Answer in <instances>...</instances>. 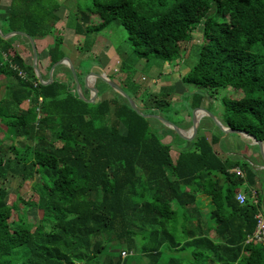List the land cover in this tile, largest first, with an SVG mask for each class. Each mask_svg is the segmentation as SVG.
Segmentation results:
<instances>
[{"label":"trees","instance_id":"trees-1","mask_svg":"<svg viewBox=\"0 0 264 264\" xmlns=\"http://www.w3.org/2000/svg\"><path fill=\"white\" fill-rule=\"evenodd\" d=\"M82 1L70 14L75 34L122 26L146 61H182L181 44L202 23L197 61L181 79L194 90L191 109L205 96L241 91L221 101V121L264 143V0ZM60 7L58 0H10L0 15L2 34L53 35L48 70L63 57L54 28ZM16 42L28 43L0 38V264H264V248L246 244L261 200H236L239 190L258 195L264 170L260 179L248 163L222 160L213 144L223 134L216 129L209 141L202 124L191 149L173 159L161 122L139 116L116 93L95 104L80 100L72 78L55 79L63 67L51 84H39ZM150 98L144 114L173 111L164 96ZM11 179L29 184L27 200L8 203ZM33 209L41 212L35 223L26 214Z\"/></svg>","mask_w":264,"mask_h":264},{"label":"crops","instance_id":"crops-1","mask_svg":"<svg viewBox=\"0 0 264 264\" xmlns=\"http://www.w3.org/2000/svg\"><path fill=\"white\" fill-rule=\"evenodd\" d=\"M59 1V0H58ZM5 0H0V15H3L5 9L7 6H9L10 0H6V3L4 4ZM1 6H4L3 8ZM61 11L59 12V21L55 24L54 28L56 33H58L63 40L62 43V52L63 55H65L69 60H71L75 72L79 78L80 84H81V94L85 99L93 98L92 92L88 90V88L83 87L82 84V77L88 72H94L97 74H104L106 75L109 79L111 78L112 81L117 83L120 86V83L127 82L128 77L125 74H121L120 72L116 73L115 75H109L110 74V67L109 64L111 63L110 60L111 58L109 57L107 53V49L105 48L104 45H102L101 49L98 51L95 50V39H93V43L90 46L89 50L85 48L83 51L84 45L86 44L85 41H82V35L75 34L74 33V26H72L70 22V14L71 12L66 11L67 8H64L62 10V7L60 8ZM53 41V35H48L44 37L43 39H38L35 40V46H36V52H37V66L39 68V71L42 76L48 79V66H49V61H48V53H47V48L48 46L52 43ZM84 44V45H83ZM17 45V51L20 53L22 58L25 60V63L31 62L32 64V51L29 43L27 42H19L16 43ZM189 56H184L183 60L180 62H174L173 64L171 63H159L157 62L155 66H157L156 70H160L162 73L157 74V77H153V83L152 86L148 88V92H151L154 90L157 92L156 94H160V96H164L165 99H167L171 106L173 107V104L180 102V98H182L186 103L185 106L179 109L178 111L175 112H167L168 118L164 117L166 115L157 113V115L163 117L166 120L171 121L174 123L176 126L183 130H188L191 127L190 124V115L191 112L193 111L191 109V103H192V95L194 93V90H188L183 86V83L181 81L182 77L188 72L189 68L185 66L186 61H188ZM90 58H94L92 61V66L89 68H85L82 65V62L84 61H89ZM113 61V60H112ZM135 62V60H134ZM147 62V61H146ZM116 66H119V71L120 68L122 67L121 60L117 59ZM142 66L140 62H138L135 66ZM147 64H145L143 67H145ZM59 67V66H58ZM64 67V66H63ZM67 75L65 74L64 71H58L56 74L55 79L68 83V78L66 77ZM136 77V75H135ZM52 78H53V73H52ZM3 81H5L3 79ZM73 81V80H72ZM96 94H95V103L101 102L102 100L105 99H110L114 97V94L111 93L109 90L110 88L105 85L103 82L100 80H95L93 82ZM73 91H74V82H73ZM5 88V85H3ZM108 87V88H107ZM178 87V89H177ZM109 89V90H108ZM133 95L135 98L138 99L136 104L139 106V108H143L146 106V101H144L141 97V92L137 89L132 88ZM149 94V93H148ZM143 95V94H142ZM182 96V97H181ZM187 97V100H186ZM134 98V99H135ZM133 99V100H134ZM182 100V101H183ZM182 103V102H181ZM24 104H27V102H24ZM28 105V104H27ZM203 107L208 110L210 113L213 115L219 116L216 111H215V103L214 100H208V98L205 96L203 97L202 103ZM148 106H152V103L149 104ZM211 109L213 112H211ZM172 118H171V117ZM216 116V117H217ZM206 117L202 118L200 120L199 127L201 124L203 125L202 128L204 129V134L207 137V140H211V135L215 134L217 131L216 128L213 127L211 122H208L205 120ZM220 121L221 118L217 117ZM222 122V121H221ZM160 135L165 136L164 137V142L165 143H170L171 148L172 144H174L173 136L168 132L166 127H163L159 130ZM242 139V138H241ZM240 138L235 139L232 138L231 135H221L219 137V141L215 144H213V149L217 153V155L223 160L226 158H232L235 161L238 162H246L249 164V166L252 168L254 172H258L259 174L257 175L261 179V173L264 170V160L261 158L259 153H254L255 148L254 146H251L250 144H247L243 139L241 140ZM183 142V141H182ZM193 142V141H192ZM192 142L189 143H183V148L180 151H187L191 149L192 147ZM178 154V153H177ZM235 170V169H233ZM257 193L251 192L250 196L249 192H245L244 190H239L238 193L243 194L245 197H248L250 200L256 201L258 198L261 200V214L264 217V185H262V182L260 186L257 189ZM200 201L202 202L201 206L202 209L206 212L209 207V201L206 197H199ZM256 198V200H255Z\"/></svg>","mask_w":264,"mask_h":264},{"label":"rangeland","instance_id":"rangeland-1","mask_svg":"<svg viewBox=\"0 0 264 264\" xmlns=\"http://www.w3.org/2000/svg\"><path fill=\"white\" fill-rule=\"evenodd\" d=\"M5 3H6V0H5L4 4ZM59 3L62 7V10L64 8H67L66 11L74 13L75 10L78 9V7H77L78 4H80V6L83 7L87 2L82 1V0H66V1L59 0ZM1 7L3 8L4 6H1ZM60 8L56 12L58 15L60 14L59 12L61 11ZM92 19L94 20V23L97 22V20L94 16ZM201 29H202V23L193 32L192 40L189 42L181 44V49L184 52L183 58H184V56H189L188 61H186V63H185V66L188 68H191L197 61V54L199 51V42L201 41ZM94 38H96L95 42L93 41ZM82 39H83L82 41H85V43H86L85 45L83 44L84 45L83 51L85 50V48L87 50H89V48L93 42L95 43V50L96 51L101 49L102 45H104V47L106 45V47H105L106 49L109 48V49H107V53H108L109 57L111 58V60H110L111 63L109 64L111 71H110L109 75H115L118 72H120L121 74H124V75L125 74L129 75V80L127 82L120 83V88L123 90V92L128 94L132 99L135 98V96L133 95V92H132V88L139 90L141 92V97L144 98L143 100L146 102L148 101V99H151L150 95L151 96L152 95H158L159 96V94H156L157 92H155L154 90H152L151 92H148L149 91L148 88L152 86V83H153L152 78L154 76L157 77V74L162 73L160 70H156L157 66L154 67V65H156L157 62L163 63L162 60L151 57V58H149V59H151V61L147 60L148 62H146L145 59H142L137 54H135L132 47H131V44L127 40V31L122 26H117L115 24H111L107 28L103 29L102 31H98L96 33L95 32L84 33L82 35ZM181 57H182V54H181ZM93 59L90 58L89 61L82 62L83 67H85V68L89 67L90 68L92 66ZM117 59L121 60V63H122V67L120 68V71H119V66L115 65ZM0 60L3 61L1 57H0ZM134 60H135V62H134ZM138 62H140L142 64L141 67L138 65H137V67L135 66ZM147 63H148V65L143 67ZM171 64H173V63H171ZM59 67H63V66H59ZM59 70L64 71V67L59 68ZM56 74H57V72H56ZM65 74L67 75L66 77L68 78V80H70V78H72L66 72H65ZM135 75H136V77H135ZM3 79L4 78L2 76H0V98L5 95V88L3 87V85L5 84V81H3ZM110 80H111V78H110ZM70 83H71V81H70ZM183 86H185V88H187L188 90H192V88L188 85L183 84ZM177 89H178V87H177ZM109 91L111 93H113L115 96V92L113 90L110 89ZM148 93H149V95H148ZM241 96H242L241 91H234L233 89H227V90L221 91L220 96H219V100L214 101L215 111L219 115V116H217L215 114V116L220 117L221 103H222L221 101L222 100L231 99L232 97L238 98ZM182 100L183 99L180 98V102L173 104V107H172L173 111H171V112L178 111L179 109H181L182 107L185 106L186 102L184 100L183 101ZM186 100H187V97H186ZM208 100H210V98ZM134 101L137 102L138 99L135 98ZM27 106H28L27 104L23 103V105L21 107L26 108ZM211 112H213L212 109H211ZM164 115H166L164 117H167V118L169 117L167 114H164ZM108 122H109V120H107V123ZM5 131H6V127L2 126L1 131H0V138H3L5 136ZM124 132H125L124 128H121V133H124ZM231 137L235 138V139L240 138V137L235 136V135H231ZM242 139L247 144H251L249 140L244 139V138H242ZM163 141H165V140H163ZM173 141H174L173 142L174 144H172L171 155H172L173 159H176L177 153L183 148L184 142L180 141L179 139L178 140L174 139ZM17 142L20 144L21 140H17ZM251 146H254V145H251ZM262 178L264 181V175L262 176ZM6 186H8L7 187L8 188V203L13 202L17 195L22 197L24 200H27L31 196V192H30L28 183H19L18 180L11 179L10 182H6ZM19 207H21V205ZM26 214H27L28 220H30V222H32V223L37 222L41 218V212H39L35 209L26 211ZM110 245L114 246L113 247L114 249L118 248V247H115L114 244H110ZM111 246H108V248H111Z\"/></svg>","mask_w":264,"mask_h":264},{"label":"water","instance_id":"water-1","mask_svg":"<svg viewBox=\"0 0 264 264\" xmlns=\"http://www.w3.org/2000/svg\"><path fill=\"white\" fill-rule=\"evenodd\" d=\"M15 36L25 38L28 41V43L31 47V51H32V68H33V71H34V74L37 78L38 83L41 85L51 84L53 81L52 73L54 72V70L58 66H64L70 71V74L72 76L74 86H75L74 93L76 94V96L80 100H82L88 104H94L96 90H95L93 82H95V80H100L105 85H107L111 90H113L115 93H117L121 97H123L127 101V103L129 104L130 108L136 114H138L139 116H142L144 118H154V119L158 120L167 129H170L171 131H173L177 135V137L185 143L192 142L195 139V136L197 135V132H198L200 120L204 117H207L210 119L213 127L216 128L217 130H219L223 135H235V136H238L240 138H244V139L249 140L251 143L250 145L257 146L258 153L261 156V158L264 160V143L262 141L256 140L255 137H253L252 135H249L248 133H246L244 131L234 130V129H231V128L225 126L215 115H213L208 110H206L203 107V105H200L199 107L193 109V111L191 112V115L189 117L191 127L188 130H183V129L179 128L178 126H176L171 121L166 120L157 114H144L141 111V109L139 108V106L136 104V102L128 94L123 92V90L120 88V86L117 83L110 80L104 74H97V73H94L91 71H88L82 77V84H83V87L88 88V90L90 92H92L93 98L85 99L81 94V91H80L81 84H80V81H79L77 74L75 73L74 66H73L71 60H69V58H67L65 55H63V57L59 61H57L56 63H54L50 67L48 79L44 81L42 79V75H41L39 68L37 66V52H36V46H35L34 40L29 35H27L26 33H23V32L15 31V32H9L6 34H2L1 29H0V38H2L4 40L15 37ZM207 98L209 99V97H207Z\"/></svg>","mask_w":264,"mask_h":264},{"label":"built area","instance_id":"built-area-1","mask_svg":"<svg viewBox=\"0 0 264 264\" xmlns=\"http://www.w3.org/2000/svg\"><path fill=\"white\" fill-rule=\"evenodd\" d=\"M232 172L240 174L238 169L232 170ZM236 200L239 202V204H244L246 197L241 193H237ZM255 218L256 225L254 231L250 236L247 237L246 244H259L264 248V219L261 214H257ZM121 255L122 257H125L127 254L123 251Z\"/></svg>","mask_w":264,"mask_h":264}]
</instances>
